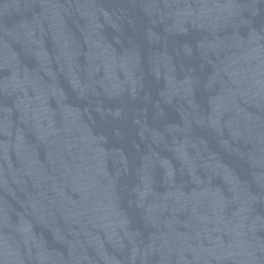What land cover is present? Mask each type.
Here are the masks:
<instances>
[{
  "label": "water",
  "instance_id": "1",
  "mask_svg": "<svg viewBox=\"0 0 264 264\" xmlns=\"http://www.w3.org/2000/svg\"><path fill=\"white\" fill-rule=\"evenodd\" d=\"M0 264H169V0H0ZM170 264H264V0H170Z\"/></svg>",
  "mask_w": 264,
  "mask_h": 264
}]
</instances>
